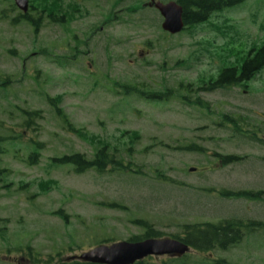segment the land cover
<instances>
[{
    "label": "rangeland",
    "instance_id": "1",
    "mask_svg": "<svg viewBox=\"0 0 264 264\" xmlns=\"http://www.w3.org/2000/svg\"><path fill=\"white\" fill-rule=\"evenodd\" d=\"M32 1L40 9L41 0ZM12 4L0 0V264H30L35 255L59 263L144 234L137 221L162 238L181 235L184 225L264 223V69L239 86L199 91L264 45V0L173 36L150 0H62L69 21L44 18L36 31L12 24ZM131 87L168 95H125ZM26 113H37L29 127ZM92 140L132 173L75 174L53 162L74 153L92 159L101 147ZM215 155L240 160L222 166ZM225 191L263 194L228 199ZM221 260L264 264V227L225 252L142 264Z\"/></svg>",
    "mask_w": 264,
    "mask_h": 264
},
{
    "label": "trees",
    "instance_id": "2",
    "mask_svg": "<svg viewBox=\"0 0 264 264\" xmlns=\"http://www.w3.org/2000/svg\"><path fill=\"white\" fill-rule=\"evenodd\" d=\"M45 1L43 6L42 2ZM247 0H175V2L183 10V23L185 25L184 30H190L198 25H201L209 20V18L219 12L224 10L232 9L244 4ZM34 1L30 0L29 10L27 14L22 15L16 13L17 15L11 20L12 24H19L21 22L28 24L35 31L42 23L43 19L46 18L51 23H57L64 25L69 20L67 19V11L64 10L62 5V0H41L40 9H37L33 4ZM16 10L12 4L10 12ZM17 11V10H16ZM15 11V12H16ZM68 11H71V14H75L79 11L78 7L69 6ZM264 69V45L258 48L257 50H250L241 63L239 68L231 67L222 69L217 78L211 82H208L201 88V92H213L218 89L230 88L239 86L241 84L251 81L259 72ZM125 95H137L142 97H150L151 95H158V101L164 98L166 92L163 95L159 94H150L146 89H137L136 87L123 88ZM52 102V100H49ZM55 112L64 119L61 115V110L56 106H52ZM37 113H26L25 125L29 127L31 119L35 118ZM223 121L231 124L238 132V122L236 119L229 117H223ZM79 134V131H77ZM80 135V134H79ZM135 139L138 136L137 133L132 134ZM101 147L97 148L94 152L92 159H86L85 156L74 153L69 156H64L61 159H53V162L57 164H69L71 165L75 174H82L87 171H94L99 174L106 173L108 169L110 172H122L127 170V172L132 173L131 167L123 166L121 160L117 161L114 154H111L107 151L109 145L102 143L99 140H92ZM41 146V145H39ZM187 151H196L194 146L188 147ZM112 150L111 153H113ZM200 151V150H199ZM38 155H34V158H37ZM222 166H227L233 163H237L240 158L236 156H220L215 155ZM30 158V164L34 163ZM222 197L228 199H250V200H259L260 195L263 193H251V192H221L219 193ZM136 224H141L145 226L148 230L142 235L132 236L127 241L129 242H139L149 238H162L161 233L156 231L150 224L137 221ZM264 227V223L248 220L242 221L237 219H229L218 222L217 224H195V225H184L181 227V235L171 236L170 238L181 241L186 244L191 250L195 252L208 253L214 250H219L221 252L227 251L229 248L239 245L244 236L250 233H254ZM106 244V243H102ZM33 252L31 249L29 253ZM40 255H35L36 258H29L30 264H54L52 256H49L48 259H40ZM62 264V262L56 263ZM76 264V263H72ZM142 264V263H138ZM184 264V263H183ZM214 264H226L225 261H216Z\"/></svg>",
    "mask_w": 264,
    "mask_h": 264
},
{
    "label": "water",
    "instance_id": "3",
    "mask_svg": "<svg viewBox=\"0 0 264 264\" xmlns=\"http://www.w3.org/2000/svg\"><path fill=\"white\" fill-rule=\"evenodd\" d=\"M16 8L26 13L29 8L28 0H13ZM152 6L161 16V29L169 35H177L183 31V10L175 2L162 4L151 0ZM194 171L191 169L190 172ZM190 251V248L174 239H146L139 242L120 241L110 245L97 246L78 257L70 260H78L84 264H135L147 257L168 256L181 258Z\"/></svg>",
    "mask_w": 264,
    "mask_h": 264
},
{
    "label": "flooded vegetation",
    "instance_id": "4",
    "mask_svg": "<svg viewBox=\"0 0 264 264\" xmlns=\"http://www.w3.org/2000/svg\"><path fill=\"white\" fill-rule=\"evenodd\" d=\"M150 2H151V0H150ZM28 10H29V8H28ZM144 98V97H143ZM146 98H151V99H153V100H158V98H159V96H153V95H151L150 97H146ZM145 99V98H144ZM146 100H148V99H146ZM150 101V100H149ZM59 255V254H58ZM53 257V256H52ZM72 257H78V256H72ZM72 257H70V258H72ZM70 258H66V260H62L61 262H62V264H72V263H76V264H84V263H81V262H79V261H77L76 259L75 260H70ZM168 259H170V260H179V259H177V258H172V257H167ZM53 260H54V257H53ZM72 261V262H71ZM54 264H56V261L54 260Z\"/></svg>",
    "mask_w": 264,
    "mask_h": 264
}]
</instances>
